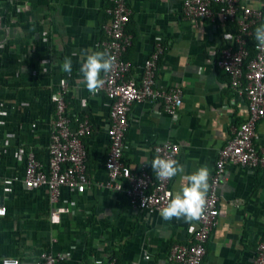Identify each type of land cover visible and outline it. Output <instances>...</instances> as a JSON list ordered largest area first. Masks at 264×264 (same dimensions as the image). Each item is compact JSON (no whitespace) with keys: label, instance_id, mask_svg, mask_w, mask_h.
Instances as JSON below:
<instances>
[{"label":"crops","instance_id":"crops-1","mask_svg":"<svg viewBox=\"0 0 264 264\" xmlns=\"http://www.w3.org/2000/svg\"><path fill=\"white\" fill-rule=\"evenodd\" d=\"M247 2L254 8L264 5V0ZM20 4L21 10L14 2L0 0L5 21H16L9 34L5 24H0V48L6 46L4 52L0 49V100L5 101L0 113V147L9 144L0 154V203L7 209V215L0 216V263L5 257H16L23 264H33L39 252L56 239L54 249L69 256L64 264H94L113 251L120 252L127 264H175L169 260L171 246L190 243L197 222L165 221L159 213L135 210L123 190L109 186L104 166L109 151V106L105 93H90L80 74L86 51H103L107 0H20ZM129 4L133 14L127 31L133 43L125 59L132 65V74L140 77L146 60L157 45H163L158 84L163 89L180 87L183 100L176 118L162 111L159 100L133 105L124 160L135 170L152 169L155 145L172 141L180 145L178 161L185 174L204 165L212 174L219 150L247 117L246 99L231 90L228 75L216 63L236 25L224 23L218 12L215 20L189 22L182 13L183 0H129ZM65 57L73 61L70 74L61 70ZM48 59L51 73L35 81L29 67L46 65ZM62 79L69 85V116H88L93 127L84 139L90 185L84 194L63 191L60 205L69 207L70 213L52 224L47 194L12 182V177L23 176L24 167L16 155V138L6 135L20 132V139L31 140L39 151L44 150L48 134L44 122L53 109L47 98L58 90ZM29 119L41 122L34 136L20 129ZM256 131V147L264 149V119ZM178 180L173 178V193ZM218 193L220 214L204 264H254L263 240L264 169L229 165ZM145 253L149 260L144 259Z\"/></svg>","mask_w":264,"mask_h":264},{"label":"built area","instance_id":"built-area-1","mask_svg":"<svg viewBox=\"0 0 264 264\" xmlns=\"http://www.w3.org/2000/svg\"><path fill=\"white\" fill-rule=\"evenodd\" d=\"M21 10L20 0H9ZM107 10L110 20L103 27L105 39L103 51H109L116 57V65L99 92L103 91L109 106V125L107 136L109 151L105 161V170L109 177V186L123 190L131 207L150 214L160 213L168 203L167 194L173 192L172 181H160L150 174L146 166L135 170L124 160L125 137L129 127L130 114L134 104L159 100L162 111L176 118L182 105L183 91L180 87L163 89L158 84L159 60L165 52L163 45H157L152 55L146 60L140 77L132 74V65L125 59V54L133 43V37L127 32V25L133 14L129 0H109ZM26 6V4H24ZM213 6H219V15L224 23H234L236 31L228 34L226 44L220 50L217 66L229 77L231 90L247 101L246 119L234 127L232 138L219 150L209 180V192L205 214L197 222L190 243H175L169 251V260L175 264H204L206 246L210 235L216 228L220 214V196L218 193L225 179L227 167L231 164L244 168L264 169V149H257L255 140L257 125L264 119V48L257 47L251 58L247 39L252 29L264 24V5L259 8L250 6L247 0H183L182 13L189 22L203 19L215 20ZM5 14L0 12V24H5L6 34L16 23L11 19L5 21ZM4 45L0 49L4 52ZM9 52L11 45L8 44ZM11 59V58H10ZM0 62L2 59L0 58ZM33 79L38 80L43 74L51 73V61L46 65L29 67ZM69 85L61 80L56 92H50L47 99L53 104L49 117L44 122L48 131L44 150L39 151L36 144L28 139H20V132L9 134L10 139L16 138V155L23 164V176L12 177V182L22 183L27 191H42L48 196L52 224H59L61 217L70 213L67 206L60 205L64 190L84 194L90 181L87 176L88 154L84 139L91 135L93 127L88 116L72 119L67 112V95ZM98 92V93H99ZM41 91H37L41 97ZM5 101L0 100V113H3ZM20 124L26 133L32 131L34 136L41 127L36 119ZM26 125V126H25ZM16 129V128H15ZM9 134V135H8ZM8 138V139H9ZM9 147L7 142L0 147V154ZM155 157H170L178 160L180 145L172 141L155 145ZM38 153L43 154V157ZM3 157H0V161ZM7 215V209L0 203V216ZM56 239L41 250L33 264H64L69 256L67 253L54 249ZM148 253L144 259L149 260ZM0 264H23L19 258L5 257ZM94 264H118L115 256L97 259ZM254 264H264V230L263 240L259 242Z\"/></svg>","mask_w":264,"mask_h":264},{"label":"clouds","instance_id":"clouds-1","mask_svg":"<svg viewBox=\"0 0 264 264\" xmlns=\"http://www.w3.org/2000/svg\"><path fill=\"white\" fill-rule=\"evenodd\" d=\"M254 36L257 47L264 48V24L256 27ZM72 65V59L65 57L61 70L70 74ZM115 65L116 57L109 51L93 50L90 54L86 51L80 74L87 90L92 94L102 90L106 77L113 72ZM150 164L156 179L160 181L179 177L177 190L167 194L168 203L160 210L162 219L165 221H171L173 218L184 219L186 223L200 220L207 206L211 175L209 167L204 165L191 174H185L184 166L178 160L159 155L154 157Z\"/></svg>","mask_w":264,"mask_h":264},{"label":"trees","instance_id":"trees-1","mask_svg":"<svg viewBox=\"0 0 264 264\" xmlns=\"http://www.w3.org/2000/svg\"><path fill=\"white\" fill-rule=\"evenodd\" d=\"M110 6H111V3H110V1L109 0H107V10L110 8ZM106 10V11H107ZM219 10H220V7L219 6H213V12L215 13V12H218L219 13ZM216 14V13H215ZM110 20V16H109V14H108V16L106 17V20L104 21V23H102V27H104V25L106 24V23H108V21ZM234 25V24H233ZM128 26V25H127ZM255 29L256 28H253L252 29V35H251V37L250 38H248L247 39V45H248V49H249V51H250V54H251V58L255 55V43H256V40H255V36H254V32H255ZM128 32V31H127ZM226 44V43H225ZM224 45V44H223ZM222 45V46H223ZM40 153H38V156L40 157ZM89 160V159H88ZM89 163H88V161H87V176H88V178H89V174L88 173H90L89 172ZM148 170V172L150 173V174H152L153 176H154V171L152 170V169H150V168H148L147 169ZM121 254H120V252H117V251H113L112 252V256H115L116 257V259H117V261H118V264H127L126 262H124L123 260H122V258H121V256H120Z\"/></svg>","mask_w":264,"mask_h":264}]
</instances>
